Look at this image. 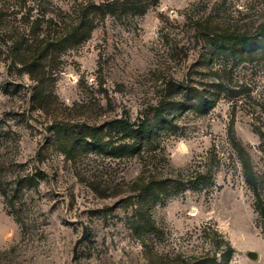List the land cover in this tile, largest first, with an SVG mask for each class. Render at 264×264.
Listing matches in <instances>:
<instances>
[{
	"label": "rangeland",
	"instance_id": "obj_1",
	"mask_svg": "<svg viewBox=\"0 0 264 264\" xmlns=\"http://www.w3.org/2000/svg\"><path fill=\"white\" fill-rule=\"evenodd\" d=\"M142 2L62 57L46 110L0 57V264H176L212 249V230L231 264H264L233 148L263 183L264 0ZM220 31L248 34L253 52L228 53Z\"/></svg>",
	"mask_w": 264,
	"mask_h": 264
},
{
	"label": "trees",
	"instance_id": "obj_2",
	"mask_svg": "<svg viewBox=\"0 0 264 264\" xmlns=\"http://www.w3.org/2000/svg\"><path fill=\"white\" fill-rule=\"evenodd\" d=\"M146 8L142 0H73L65 10L54 0H0V57L34 82L31 105L46 110L52 104L53 92L48 88L57 64L68 52L79 50L109 12H126L127 6ZM144 5V6H143ZM260 42L264 47V24L260 26ZM213 41L224 45L228 53H252V38L248 34L220 31L213 34ZM156 115L163 118L160 108ZM123 129L127 120H116ZM138 132L148 133V121L142 120ZM241 163L246 183L255 197V208L264 219V182L254 170L251 157L241 142L233 143ZM2 191V189H1ZM3 192V191H2ZM5 193V192H3ZM213 248L198 256L176 260V264H231L235 253L232 244L212 230Z\"/></svg>",
	"mask_w": 264,
	"mask_h": 264
}]
</instances>
